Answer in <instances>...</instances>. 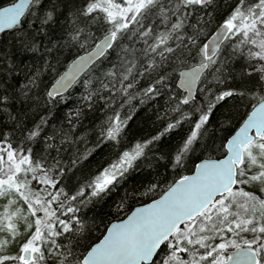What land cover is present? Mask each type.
<instances>
[{
  "label": "snow or ice",
  "instance_id": "snow-or-ice-1",
  "mask_svg": "<svg viewBox=\"0 0 264 264\" xmlns=\"http://www.w3.org/2000/svg\"><path fill=\"white\" fill-rule=\"evenodd\" d=\"M49 261L264 264V0L0 6V264Z\"/></svg>",
  "mask_w": 264,
  "mask_h": 264
},
{
  "label": "trees",
  "instance_id": "trees-1",
  "mask_svg": "<svg viewBox=\"0 0 264 264\" xmlns=\"http://www.w3.org/2000/svg\"><path fill=\"white\" fill-rule=\"evenodd\" d=\"M14 0H0V6H4L7 4L12 3ZM167 2V0H165ZM232 3L235 2V0H231ZM227 5H222V7H218V14H222L226 11ZM153 19V14L148 13L144 16L143 22L147 23L150 20ZM125 44L133 43L132 41L125 40ZM158 59V57H157ZM223 111V110H222ZM36 118H39V114L36 115ZM60 121H55V125H59ZM51 126L47 131H52L54 126ZM21 137L19 134L17 135V140H20ZM99 162V161H98ZM149 164H154V161H144V163L139 167L137 170V173H134L133 179L127 180L126 182H122L121 184H118L116 188L110 193L111 199L109 200V205L103 209L102 212L97 213H88V217L90 221H95V224L89 223L88 224V233L84 237V242H87L91 238H95L96 236H99L100 231H103L104 226L118 218V216H123L126 214L128 209H125L124 212L120 213H112L113 206L120 203L123 200H126L131 208H134L141 204L143 201L137 199V196L142 194L145 190L146 185L149 181L154 180L156 177V174L148 167ZM163 172V169L160 170ZM159 191L156 193H151V196H158ZM112 213V214H109ZM101 221L104 223L101 224ZM49 264H51V261H49Z\"/></svg>",
  "mask_w": 264,
  "mask_h": 264
},
{
  "label": "water",
  "instance_id": "water-1",
  "mask_svg": "<svg viewBox=\"0 0 264 264\" xmlns=\"http://www.w3.org/2000/svg\"><path fill=\"white\" fill-rule=\"evenodd\" d=\"M19 3H20V0H14L12 3L4 5L3 7H12L13 5H18Z\"/></svg>",
  "mask_w": 264,
  "mask_h": 264
}]
</instances>
